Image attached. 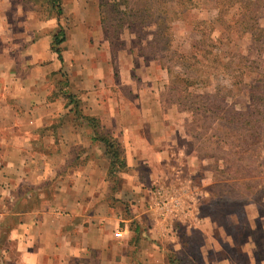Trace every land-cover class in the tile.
Wrapping results in <instances>:
<instances>
[{
  "label": "crops",
  "instance_id": "1",
  "mask_svg": "<svg viewBox=\"0 0 264 264\" xmlns=\"http://www.w3.org/2000/svg\"><path fill=\"white\" fill-rule=\"evenodd\" d=\"M9 3L0 0V45H6L0 47V203L4 197L9 201L0 220L8 210L15 222L7 229L0 221V231L7 232L0 264H166L159 243L169 239L186 248L168 235L171 226L162 216L184 223L195 219L186 228H200L199 209L171 208L179 200L170 193L165 203L161 200L165 213L148 216L151 235H159V241L140 239L134 245L131 238L142 228H133L132 218L116 209L134 203V218L142 216L138 168L164 165L176 144L170 109H162L152 78L154 64L143 63L135 48L121 42L112 48L96 0H60V16L47 2L51 15H34L20 4L6 15ZM19 18L24 27L17 38L23 43L15 48L9 31ZM60 26L65 35L61 59L51 47ZM114 51L118 58L112 62ZM66 94L74 95L81 114L97 118L99 131L112 135L123 150L118 205H113L104 144L70 111ZM161 181L154 176L151 183L158 188ZM156 192L149 196L156 199ZM242 245L239 254L245 251ZM249 254L252 264H264L259 244Z\"/></svg>",
  "mask_w": 264,
  "mask_h": 264
},
{
  "label": "rangeland",
  "instance_id": "2",
  "mask_svg": "<svg viewBox=\"0 0 264 264\" xmlns=\"http://www.w3.org/2000/svg\"><path fill=\"white\" fill-rule=\"evenodd\" d=\"M46 2L10 0L3 13L10 15L13 7L20 4L34 15H51L49 7L44 6ZM96 2L112 48L117 50L121 42L123 46L135 48L143 63L154 64L152 78L157 80L156 91L162 109H170L169 128L176 132L174 150L164 165L138 168L143 182L139 184L142 201L137 209L143 212L142 216L134 218L131 210L134 203L119 204L120 208L115 206L120 215L132 218L129 223L133 228L138 225L142 228L141 233L132 236L131 245L141 240L155 244L159 241V235H151L148 216L163 215L166 209L160 211L161 202L165 203L168 199L165 196L172 193L179 204L171 202V208H197L203 223L200 228L196 225L186 228L185 223L196 222L195 219L184 223L170 214L162 216L168 223L166 227L171 226L168 235L181 245L185 243L186 248L180 249L169 239L159 243L166 264H252L249 257L252 247L259 244L264 249V150L248 145V151L240 152L238 146L246 145L239 143L243 131L236 125L225 124L219 117L221 112L227 111L229 115L232 110L247 114L252 100L251 89L257 99L261 96L264 87V0ZM141 2L149 6L146 15H139L141 21H146L144 26L138 23V15L129 12L132 8H141L144 4ZM169 4L171 7L163 10ZM165 17L168 28H160V31L168 37L167 45L160 40H150L158 31L152 22ZM18 21L9 31L15 48L23 43L17 38L24 27L23 18ZM0 47L6 48V45L1 43ZM112 56L113 62V58H118V51ZM236 82L239 91L229 93L228 89H233L231 85ZM154 176L162 178L158 188L151 183ZM118 178L119 171L113 179L117 181ZM118 190V182H113V205H118L115 203ZM155 192L156 199L151 197ZM2 202L0 211L3 212L9 201L4 197ZM193 211L195 213V209L192 215ZM7 212L0 221L4 220L8 229L15 217ZM6 239L7 232L1 230L0 250L6 248V244L3 247ZM238 244H243L245 250L241 249L240 254ZM132 250L138 249L132 247ZM0 256H3L1 251Z\"/></svg>",
  "mask_w": 264,
  "mask_h": 264
},
{
  "label": "trees",
  "instance_id": "3",
  "mask_svg": "<svg viewBox=\"0 0 264 264\" xmlns=\"http://www.w3.org/2000/svg\"><path fill=\"white\" fill-rule=\"evenodd\" d=\"M47 3L49 4L50 9L55 10V13L57 16H60L62 14L60 0H47ZM141 3H144V2H141ZM145 4L146 3L142 4L141 8L139 9L135 7L129 10V12L134 14V16L138 15L136 16V19L139 20L138 23L142 26L146 25L145 24L146 21L145 20L141 21V19L139 18V15L140 13L143 15H146L149 10V6H146ZM164 4H166V2H164ZM114 7L116 8L117 5H114ZM169 7H171L170 4L168 7L165 6L163 10ZM162 14L164 15V13ZM167 21L168 20L165 17L159 20L156 19V21L152 22L153 25L157 27L158 31L155 32L156 37H153L150 40H154V42L158 40V42L161 41L160 43L162 44L164 43L165 45H167L169 41L168 37L164 36L165 34H162L160 31V28L164 30L168 28ZM64 37H65L64 30L60 26L56 30V32L52 35V38H51L52 50L56 52L59 59H61L60 44L64 40ZM237 77L239 76L237 75ZM238 82H236L235 84L236 86L231 85L232 87L233 86L234 87L233 89L231 88L228 89V92L230 90L229 93L232 94V91H233V93L235 94L237 93L236 91H239ZM249 94L252 100L250 101V104L247 107L248 109L247 114H243V112H240V111L232 110V112L229 115L228 113H226L227 111L221 112L220 117H219V119H222L225 122V124L236 125L238 129H241V131H243V134H242L243 136H241V140H239V143L246 144V145L244 147L238 146V149H240V152L243 150L248 151L249 149L248 145L249 146L254 145V147H256L258 150L260 148L264 150V87L262 88V91L260 94L261 96L259 99L256 98L257 94L253 92L252 89L249 91ZM65 97H66V101H68V104L70 103V105H72L70 111H73L75 115H78V117L87 121L89 126H91V128L94 130V137L100 140L104 144L105 154L109 160L108 176L112 180L116 172L118 171L120 172L126 168V163L123 158V150L120 144L117 142V140L112 135L99 131L100 124L97 118L81 114L79 101L77 98H75L74 95L66 94ZM112 181L114 183L117 182L115 181V179H113Z\"/></svg>",
  "mask_w": 264,
  "mask_h": 264
},
{
  "label": "built area",
  "instance_id": "4",
  "mask_svg": "<svg viewBox=\"0 0 264 264\" xmlns=\"http://www.w3.org/2000/svg\"><path fill=\"white\" fill-rule=\"evenodd\" d=\"M116 235H117V236H120L121 234H120V232H117Z\"/></svg>",
  "mask_w": 264,
  "mask_h": 264
}]
</instances>
